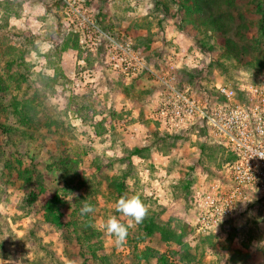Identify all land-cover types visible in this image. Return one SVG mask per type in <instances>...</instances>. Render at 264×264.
Instances as JSON below:
<instances>
[{
    "label": "rangeland",
    "instance_id": "1",
    "mask_svg": "<svg viewBox=\"0 0 264 264\" xmlns=\"http://www.w3.org/2000/svg\"><path fill=\"white\" fill-rule=\"evenodd\" d=\"M0 85V264H264V187L238 198L236 155L160 118L174 89L264 97V0H0ZM133 195L150 236L117 211ZM56 196L77 231L48 220Z\"/></svg>",
    "mask_w": 264,
    "mask_h": 264
},
{
    "label": "built area",
    "instance_id": "2",
    "mask_svg": "<svg viewBox=\"0 0 264 264\" xmlns=\"http://www.w3.org/2000/svg\"><path fill=\"white\" fill-rule=\"evenodd\" d=\"M247 90V100L243 101L236 99L237 94L232 88L218 86L217 93L225 100L217 99L210 104L193 97L189 91L174 89L160 108V118L169 130L179 132L200 123L236 155L228 172L238 186L234 193H239L238 198L245 193L243 185L264 187V97L255 99L259 91H254L253 87ZM233 203L234 200L226 201L225 207H218L212 200L209 206L218 214L222 211L228 214L233 211Z\"/></svg>",
    "mask_w": 264,
    "mask_h": 264
},
{
    "label": "trees",
    "instance_id": "3",
    "mask_svg": "<svg viewBox=\"0 0 264 264\" xmlns=\"http://www.w3.org/2000/svg\"><path fill=\"white\" fill-rule=\"evenodd\" d=\"M0 90H1V85H0ZM235 159H236L235 156H232V157L230 156L227 160H229V163H232ZM67 170H68L67 169V165L64 164V167H63V171L62 172L66 173ZM30 173H29V177L26 179L28 182H30V179L33 178L32 172H30ZM83 186H84V184H83ZM123 186H124L123 184H120V183L118 184L117 188H119V190H121L120 192H122L124 190V187ZM120 195H123V194L120 193ZM90 197H91V193H90V191H88L87 197L84 198V196L81 195L79 197V200H81L84 204L86 202L87 203H90L93 206V208H94L95 202L92 201V199ZM63 202L64 201H61L58 196H56L52 201L48 202L45 205V207H44L45 208V213L47 215V218H48V220L54 226H56L61 231L70 232L71 231V228H74L75 231H77V229H79L78 228L79 227V224H78V222H77V220L75 218L72 219L70 222H67V221L64 220V214H63L62 209H61V207L63 206ZM83 203L81 204V208H80L81 210H82V207H84V204ZM87 214H84V217H86L87 219H89L87 217L88 216ZM142 222H144V224H147L148 223L146 235L147 236L148 235L149 236L152 235L153 232L156 230V226L151 221V218L145 216L143 218ZM142 226H143V224H142ZM93 256H94L95 259L98 258V256L95 253H93ZM106 259L108 260V258H102L101 261H106ZM99 261H100V259H99ZM162 262H163V264H168V261L165 260V259H163Z\"/></svg>",
    "mask_w": 264,
    "mask_h": 264
},
{
    "label": "clouds",
    "instance_id": "4",
    "mask_svg": "<svg viewBox=\"0 0 264 264\" xmlns=\"http://www.w3.org/2000/svg\"><path fill=\"white\" fill-rule=\"evenodd\" d=\"M117 211L131 218L135 223L139 224L145 217L148 208L139 196H122L117 202ZM82 214L92 213L93 206L90 203H85L82 208ZM106 230L113 234L116 242L119 244L124 241L128 233L126 225L121 224L116 217H111L106 222Z\"/></svg>",
    "mask_w": 264,
    "mask_h": 264
}]
</instances>
